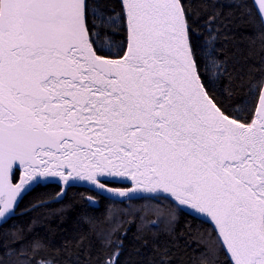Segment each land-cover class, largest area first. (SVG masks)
Returning a JSON list of instances; mask_svg holds the SVG:
<instances>
[{
	"label": "snow or ice",
	"instance_id": "snow-or-ice-1",
	"mask_svg": "<svg viewBox=\"0 0 264 264\" xmlns=\"http://www.w3.org/2000/svg\"><path fill=\"white\" fill-rule=\"evenodd\" d=\"M0 264H264V0H0Z\"/></svg>",
	"mask_w": 264,
	"mask_h": 264
},
{
	"label": "trees",
	"instance_id": "trees-1",
	"mask_svg": "<svg viewBox=\"0 0 264 264\" xmlns=\"http://www.w3.org/2000/svg\"><path fill=\"white\" fill-rule=\"evenodd\" d=\"M26 204H27V199L24 201V203L21 205V207L23 208ZM51 207H52V208H58V207H60V205H58V204H53ZM80 210H81L80 207L77 206L75 210H71V211H69V213H68V216H69V223H70V221H71V218L74 217V216L76 215V213L79 212ZM89 211H91V209H90ZM99 211H103V207H101V208L99 209ZM99 211L97 212V214H99ZM25 219H27V217H25ZM58 223H59V222H58L57 219H52V220H51V224H52L53 227H56ZM60 226H61V227H66L67 224H65V225H60ZM133 228H134V226H133Z\"/></svg>",
	"mask_w": 264,
	"mask_h": 264
}]
</instances>
